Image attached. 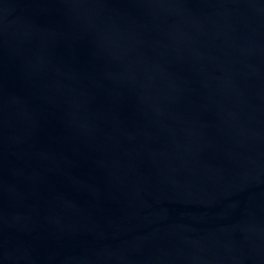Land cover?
Segmentation results:
<instances>
[{"label":"water","instance_id":"water-1","mask_svg":"<svg viewBox=\"0 0 264 264\" xmlns=\"http://www.w3.org/2000/svg\"><path fill=\"white\" fill-rule=\"evenodd\" d=\"M0 264H264V0H0Z\"/></svg>","mask_w":264,"mask_h":264}]
</instances>
